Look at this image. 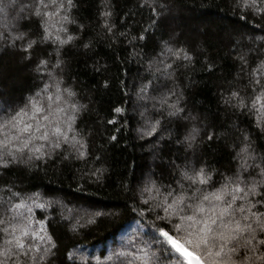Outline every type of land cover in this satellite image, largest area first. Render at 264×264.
Listing matches in <instances>:
<instances>
[{
	"label": "trees",
	"instance_id": "1",
	"mask_svg": "<svg viewBox=\"0 0 264 264\" xmlns=\"http://www.w3.org/2000/svg\"><path fill=\"white\" fill-rule=\"evenodd\" d=\"M27 2L15 0L13 7L11 0H0L6 13H0V25L6 19L38 39L37 19H14ZM75 2L77 24L68 27L77 39L61 47L59 57V46L51 41L27 52L24 42L14 48L0 42V116L51 84V73L86 106L75 125L86 155L66 152L65 144L50 158L0 168V197L7 199L9 189L21 196L40 194L37 203L46 206L33 207L32 216L44 221L54 243L47 264H127L130 257L119 254L134 251L133 246L155 251L156 229L166 223L148 211L140 195L150 180L175 186L180 169L206 166L216 170L214 186L219 187L221 174L237 168L234 146L245 133L256 152L264 153V133L253 118L224 102L234 89L244 94L242 67L247 71L264 60V15L238 9L236 0H110L114 28L108 33L99 16L100 0ZM166 46L181 54L162 56ZM42 59L48 64L38 70ZM142 86L146 93L141 94ZM161 97L168 104L179 100L183 111L169 116ZM149 118L160 121L151 136L141 132ZM193 128L199 134L189 146L184 138ZM81 207L93 212L91 221Z\"/></svg>",
	"mask_w": 264,
	"mask_h": 264
},
{
	"label": "snow or ice",
	"instance_id": "2",
	"mask_svg": "<svg viewBox=\"0 0 264 264\" xmlns=\"http://www.w3.org/2000/svg\"><path fill=\"white\" fill-rule=\"evenodd\" d=\"M11 3L14 7L15 0ZM100 5L102 27L112 33L110 0H100ZM235 6L264 15V0H236ZM74 9H77L75 0H28L20 5L14 19H37L41 32L38 39H30L29 33L19 31L5 19L0 25L3 28L0 42H7L13 48L17 41L24 42L22 47L27 52L38 42L51 41L59 46L56 49L59 57L60 48L77 39L68 27L77 24L72 15ZM0 13H5L4 7H0ZM78 27L83 29L84 25ZM83 46L87 48L88 44ZM181 51L166 46L161 55L179 56ZM184 58L190 60L187 54ZM238 58L242 65H248L245 55ZM47 64V60H40L38 70ZM60 64L57 59L55 66ZM163 66L171 68L168 64ZM241 72L247 77L244 94L234 89L224 97V102L247 112L255 127L264 133V60L247 71L242 67ZM49 77L51 84L45 83L23 106L0 116V168L50 158L65 144L69 146L66 152H75L79 158L86 155L83 135L75 127L79 113L86 106L75 99V91L62 88L61 81L51 73ZM147 90V86H142L140 92ZM159 102L161 107L167 105L169 116L183 111L178 106L179 100L168 104L167 97H161ZM145 123L146 128L141 132L149 136L160 125L159 120L150 118ZM198 134L199 130L193 128L185 136L189 146ZM208 139H212V134ZM234 147L237 168L231 175L221 174L219 187L214 186L216 170L210 171L206 166L180 169L175 186L149 181L140 193L143 203L150 205L148 211L156 213L157 220L166 223L156 229L159 247L155 251L151 246L141 249L133 246L134 251L119 254L130 257L127 264H264V153L256 152L247 133ZM9 192L7 199L0 197V264H47L54 243L44 221L37 222L32 216L33 207L46 205L37 203L39 193L21 196L11 189Z\"/></svg>",
	"mask_w": 264,
	"mask_h": 264
},
{
	"label": "rangeland",
	"instance_id": "3",
	"mask_svg": "<svg viewBox=\"0 0 264 264\" xmlns=\"http://www.w3.org/2000/svg\"><path fill=\"white\" fill-rule=\"evenodd\" d=\"M81 209L82 210H84V211H86L87 213H88V216H85V220L88 222V221H91V218H90V216H91V214H93V212H91V210H88V209H86V208H82L81 207ZM98 214V213H97ZM89 217V218H88ZM138 234H140V235H142V233L141 232H138ZM107 261H108V259H107ZM111 261V260H110Z\"/></svg>",
	"mask_w": 264,
	"mask_h": 264
}]
</instances>
